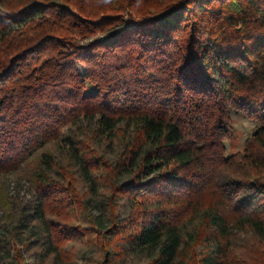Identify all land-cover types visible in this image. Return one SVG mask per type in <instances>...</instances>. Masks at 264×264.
I'll return each mask as SVG.
<instances>
[{
	"label": "trees",
	"instance_id": "1",
	"mask_svg": "<svg viewBox=\"0 0 264 264\" xmlns=\"http://www.w3.org/2000/svg\"><path fill=\"white\" fill-rule=\"evenodd\" d=\"M231 113L257 126L226 156ZM84 120L122 134L113 160L65 138ZM18 173L8 264L76 244L87 264H264V0H0V178Z\"/></svg>",
	"mask_w": 264,
	"mask_h": 264
},
{
	"label": "rangeland",
	"instance_id": "2",
	"mask_svg": "<svg viewBox=\"0 0 264 264\" xmlns=\"http://www.w3.org/2000/svg\"><path fill=\"white\" fill-rule=\"evenodd\" d=\"M231 119L233 123V130L228 139L225 140L226 147V156H231L239 152H243L244 143L247 138H249L253 132L256 130V123L251 122L245 119L242 116L231 113ZM94 121L84 120L80 122V125H76L70 129L64 131L65 138L73 136L76 132L77 135L81 138H91L93 145L98 151L103 153L108 159L113 160L119 150L122 148L124 140L122 134H118L115 138L112 139L110 145L108 140L105 137L97 138L96 125ZM83 130L78 131L77 128L82 127ZM118 128L130 132L131 129H127L126 126L120 125ZM83 134V135H81ZM86 134V135H84ZM79 188L86 192L85 186L80 183ZM0 193H3L5 200H7L13 209V216L18 221L24 213L28 211L29 202L33 200L34 192L29 186V184L23 179L22 174L18 173L12 176L0 178ZM105 189L100 187L98 189V194L93 197L94 206L92 211L96 217L99 216V209L103 197L105 196ZM19 217V218H18ZM103 220V219H102ZM101 220V221H102ZM104 221V220H103ZM8 221L5 219V214L0 208V264H8L13 261V243L10 242L11 232H13L14 223L8 224ZM28 229V228H27ZM27 229H20V233L23 234L22 237H25ZM78 258L71 262H55L52 259H49L45 264H87L88 259L97 257V253L94 248L83 245H75ZM122 264V263H119ZM126 264H137L132 263L131 261Z\"/></svg>",
	"mask_w": 264,
	"mask_h": 264
}]
</instances>
